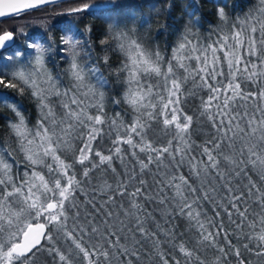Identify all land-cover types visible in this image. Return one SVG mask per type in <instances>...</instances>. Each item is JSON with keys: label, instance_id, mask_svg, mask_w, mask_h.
<instances>
[{"label": "snow or ice", "instance_id": "6c2138e0", "mask_svg": "<svg viewBox=\"0 0 264 264\" xmlns=\"http://www.w3.org/2000/svg\"><path fill=\"white\" fill-rule=\"evenodd\" d=\"M49 2L0 0V16ZM118 7L92 0L69 14L112 20ZM216 14L208 35L186 25L170 54L119 19L109 25L102 59L120 57L111 103L125 105L114 115L111 82L79 61L71 21L59 49L67 84L47 67L51 42L28 37L21 51L14 30L0 32V106L15 116L16 145L0 147V264H35L42 252L57 264H244L241 249L264 259V0L234 21ZM5 89L27 90L34 125Z\"/></svg>", "mask_w": 264, "mask_h": 264}, {"label": "trees", "instance_id": "16d2710c", "mask_svg": "<svg viewBox=\"0 0 264 264\" xmlns=\"http://www.w3.org/2000/svg\"><path fill=\"white\" fill-rule=\"evenodd\" d=\"M91 2L92 0H66L28 11L21 15L0 19V32L5 29L16 31V43L21 51L24 50L27 43L33 42L28 37L45 44L46 47L51 42V48L45 57L47 67L53 76L59 75L64 84H67L68 77L65 69L68 67L69 57L67 53L60 52L59 49L65 47L60 43V38L68 34L63 29L66 28L67 22L71 21L73 34L75 35L76 29L80 33L75 35V39L80 42L77 48L80 53L79 61L87 67H98L111 82V87L105 89L108 98L105 110L109 115H114L115 112L125 108L123 103L119 106L111 103V99L113 97L119 98L123 90L122 85L112 75V70L118 66L120 57L109 50L110 61L108 65H105L102 59L105 49L100 45V40L104 39L109 25L115 23L117 19L120 20L122 27L127 25L128 28L137 29L138 34L145 37L153 46H159L162 52L170 54L179 33L183 31L186 25L191 26L193 31H198L202 36L208 35L220 23L216 14L217 8L224 7L229 19L234 21L236 17L242 18L245 13H248L258 5V0H115L119 7L113 12L112 20L99 19L89 15L87 12L69 14L70 9L82 3ZM189 14L193 15L190 16ZM23 20L24 22H22ZM21 22L23 24L19 26L18 31L15 28H11L14 24ZM86 26L91 27V32L85 31ZM27 52L32 53L33 50L27 49ZM61 57L64 58L62 59ZM15 66V63H11L4 71L10 72ZM4 91L15 97L11 102L21 106L20 110L29 122V126L34 125L39 118V113L27 90L24 95L10 89H5ZM198 103V100H190L188 106L195 108ZM189 114L191 115L192 113L189 112ZM10 119H15L14 114L10 109L0 106V147H9L10 150H14L16 147L15 140L9 135V129L7 128L8 120ZM207 130L205 128V131ZM193 138L199 142L204 137L203 135H194ZM5 141H8V143L5 144ZM106 143L107 141H105ZM16 156L17 159L22 161V155L16 153ZM20 167L22 170L23 165L21 164ZM225 223L227 227L226 217ZM180 231H183L182 224ZM229 238L234 246H240L234 236ZM220 243H225L223 238L220 239ZM241 253L244 258V264H248L249 260L252 261V264H257L256 257L245 253L243 249H241ZM217 254L211 250L205 253L208 260H212ZM173 255H177L180 258L177 253H173ZM34 260L35 264H57L58 262V258L49 255L47 252L38 253ZM222 264H237V261L233 255H229L227 261L222 262ZM259 264H264V259Z\"/></svg>", "mask_w": 264, "mask_h": 264}, {"label": "water", "instance_id": "95a60500", "mask_svg": "<svg viewBox=\"0 0 264 264\" xmlns=\"http://www.w3.org/2000/svg\"><path fill=\"white\" fill-rule=\"evenodd\" d=\"M62 1H66V0H50V2L47 3V4H42V5H39V6L36 7V8L25 10V11L19 13V14H12V15L0 16V19L8 18V17H11V16L21 15V14H23V13H25V12L32 11V10H36V9H38V8H42V7H44V6H47V5H50V4H54V3H58V2H62Z\"/></svg>", "mask_w": 264, "mask_h": 264}, {"label": "rangeland", "instance_id": "374dc122", "mask_svg": "<svg viewBox=\"0 0 264 264\" xmlns=\"http://www.w3.org/2000/svg\"><path fill=\"white\" fill-rule=\"evenodd\" d=\"M19 22H20V21H19ZM22 22H24V20H23ZM22 22L19 23V24H18V23H17V24H14V25L11 24V25H13L11 28H15V29L18 31L19 26H21V24H23ZM5 30H10V31H11V29H5ZM12 31H13V30H12ZM14 32H15V34H16V31H14ZM16 66H18V65H16ZM16 66H15V67H16Z\"/></svg>", "mask_w": 264, "mask_h": 264}, {"label": "flooded vegetation", "instance_id": "af4514ba", "mask_svg": "<svg viewBox=\"0 0 264 264\" xmlns=\"http://www.w3.org/2000/svg\"><path fill=\"white\" fill-rule=\"evenodd\" d=\"M10 31V30H9ZM12 31V30H11Z\"/></svg>", "mask_w": 264, "mask_h": 264}]
</instances>
